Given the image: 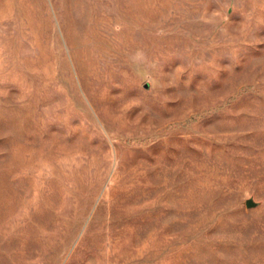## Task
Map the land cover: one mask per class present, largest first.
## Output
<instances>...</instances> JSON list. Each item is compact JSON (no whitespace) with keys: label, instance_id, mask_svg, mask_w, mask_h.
Wrapping results in <instances>:
<instances>
[{"label":"rangeland","instance_id":"374dc122","mask_svg":"<svg viewBox=\"0 0 264 264\" xmlns=\"http://www.w3.org/2000/svg\"><path fill=\"white\" fill-rule=\"evenodd\" d=\"M0 264H264V0H0Z\"/></svg>","mask_w":264,"mask_h":264},{"label":"water","instance_id":"95a60500","mask_svg":"<svg viewBox=\"0 0 264 264\" xmlns=\"http://www.w3.org/2000/svg\"><path fill=\"white\" fill-rule=\"evenodd\" d=\"M146 87H149V83L146 84ZM246 204H247V207L252 208V207L257 206V205H258V202H256V201H255L254 199H252V198H249V199H247Z\"/></svg>","mask_w":264,"mask_h":264}]
</instances>
